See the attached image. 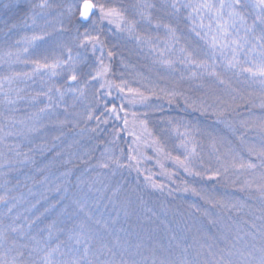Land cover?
<instances>
[{
  "label": "trees",
  "instance_id": "trees-1",
  "mask_svg": "<svg viewBox=\"0 0 264 264\" xmlns=\"http://www.w3.org/2000/svg\"><path fill=\"white\" fill-rule=\"evenodd\" d=\"M31 2H38V0H31ZM120 2L128 7L129 15H131L130 5L135 3V0H120ZM151 2L156 3L158 9L161 8L160 0H151ZM9 3H15V0H0V5ZM50 3L52 8L47 10L44 16L37 18L36 26L21 25L11 31L6 26V22L9 24L17 22L21 14L8 12L0 6V85H2L0 86V129H3L0 131V165H2L0 166V196L7 197V204L0 203V225L15 222L17 225H23L29 236L34 235L38 240H42L47 237V225L55 222L56 227L63 230L57 233L59 239L67 241L70 231L77 224L84 222L93 230L97 241L113 248L116 253L115 259L134 260L137 264H153L154 260L157 264L159 260L173 261L172 264H178L182 259H187L194 264H204L205 260L210 259L207 256L208 245L201 248L199 239V232L204 231L209 239L214 240L213 243L216 246L214 249L225 245L227 252L229 248H232L233 243L237 248H243L245 243H252V235L246 236L245 233L256 232V229L252 228L253 223L258 226L264 223V219H261L264 217V202L260 200L255 186L251 190L241 191L240 183L245 178L258 180L259 174L264 171L259 167L260 159L248 152L249 146L259 149L264 145V134L257 129H249L244 134L242 143L237 138L240 133H233L227 122L238 126L241 120L258 122L264 118V109L259 107L264 100L263 86L244 81L246 78L242 76L245 74L236 77L229 73L220 61L217 62V70L223 73L230 87L221 85L214 78L207 76L203 80L189 79L187 78L189 68L180 63L176 64V71L172 74H167L164 70L156 72L152 63L148 64L145 57L139 55L132 39L126 41L124 34L117 33L113 27L104 25L105 36L102 38L107 39L109 46L115 45L113 50L116 52L110 61L111 79L117 82L121 79L126 80L131 87L142 90L144 85L155 88L157 92L160 88L175 89L183 93V96L176 97L171 104L163 98V94H160V99L153 97L149 104L156 110L152 111L140 104L128 105L116 89L111 90V99V96L106 95L102 90L97 100L92 94L95 88L99 87L96 84L89 88L85 97L78 98L68 94L59 107H53L41 113L39 109L48 104L47 98L39 96L33 101L32 97L46 91L49 85L46 83L45 88L40 91L35 84L36 81L31 80L34 77L45 78L46 76L34 75L32 78H27L28 81L17 77L9 83L6 78L14 77L16 73L31 72L32 65L23 62L24 67L21 71L14 67L15 62L8 53L16 52L20 44L17 41L21 42L23 37L31 36L34 32L38 33L43 20L49 16L54 17L57 9L65 10L67 5L74 3V0H50ZM186 14V11H182V15ZM154 15L163 17L165 21L172 19L175 23L174 18L164 15L163 9L154 12ZM28 24L31 25V20ZM68 27L71 28V35H74L75 28L71 25ZM179 27L181 43L187 44L190 49L195 48L200 59H207L206 53L210 55L211 49L189 30L187 22L181 20ZM143 30L152 33L153 29L144 28ZM157 34L165 36L163 29H160ZM52 51L50 58L56 56L53 53L58 52L55 45ZM175 52L177 51L168 55ZM157 55L152 59L153 62L157 59ZM179 55L174 57L177 58ZM4 58L8 59L7 62H4ZM24 58L25 60L36 58L34 50L30 48ZM181 75L185 79H180ZM60 77L62 82L59 79L56 81L60 82L56 83L57 85L64 83L63 76ZM201 84L204 86L202 87ZM146 94L149 93L146 92ZM184 97L189 98V102L195 101L197 104L203 102L206 105H214L219 98L238 107H235V111L230 110L222 120H217L211 112L202 114L189 108ZM232 97L236 98L235 101ZM9 100L13 103H9ZM53 100H56L55 95ZM121 103H125L129 111L137 113L148 111L147 119L150 129L164 142L166 150L173 156L179 155L182 158L186 153L179 147L181 137L173 131V125H169L167 121L171 119L188 125L191 129L188 139L192 141L189 147L195 146L197 154L199 153L198 165H192L194 171L204 172L205 169L219 167L217 155H221L222 160L226 159L222 156L224 147L218 145L219 152H214L211 148L207 135L209 132L223 138L225 143L233 149L234 154L258 167L253 174L247 172L241 174L235 186L223 179L209 180L207 175L203 178L190 176L171 160H162L165 170L173 174L169 179L161 175V168L156 163L155 154L151 149H144L145 154L153 158L141 163L140 174L135 170L124 168L116 170L113 175L111 170L97 168L95 165L101 158L104 148L112 147L107 142L112 139L113 130L122 129L123 121L109 117L108 124H100L97 131L92 132L90 130L97 127V121L95 119L86 121V113L91 109L95 115H100L105 112V108L113 104L119 106ZM53 118H56V121L67 119L69 123L61 127L55 122L50 128V124L46 122L51 119L53 123ZM37 120L43 122V125H35ZM32 129H39V131ZM179 131L184 132V127H180ZM54 136H60V139L53 140ZM131 142L132 137L121 131L117 149L123 148L126 155ZM17 152L27 153L31 159L21 163L24 157L17 156ZM117 155H119L118 150ZM124 162L127 163L126 160ZM149 174L152 181L164 185L163 191L149 186L145 180V176ZM229 177L235 179L232 170L229 172ZM185 183L216 199L242 202L246 204V207L237 211L213 206L190 191H178L177 189L183 187ZM117 186L120 187V191L113 196V190ZM57 188L60 191H57ZM170 191L171 195H169ZM75 201L84 205L83 212L78 210ZM192 205L195 207H191ZM9 207H12L11 212L8 211ZM197 208L200 211H197ZM205 211L208 213L207 216L204 215ZM85 213H90L92 220H88ZM36 217L40 219L31 229H28L29 221ZM97 219L108 222V231L95 224ZM113 219H116L115 224L112 223ZM210 219L216 222L210 223ZM12 235L16 236V234ZM237 235L242 238L239 242L236 239ZM116 237L120 238L119 245L115 244ZM56 242V239L51 241L52 244ZM21 243H29L30 247L32 244L27 237L21 240ZM68 243L71 245L70 241ZM255 243L259 246L258 235ZM8 246L0 247V254L4 253ZM97 248L99 243L94 244L93 250ZM185 248H187L186 253L183 251ZM64 250L68 251L67 248ZM198 252L200 255H197ZM14 254L13 252L8 255L11 257ZM99 258L101 260L109 258L106 250L105 255Z\"/></svg>",
  "mask_w": 264,
  "mask_h": 264
},
{
  "label": "snow or ice",
  "instance_id": "snow-or-ice-1",
  "mask_svg": "<svg viewBox=\"0 0 264 264\" xmlns=\"http://www.w3.org/2000/svg\"><path fill=\"white\" fill-rule=\"evenodd\" d=\"M0 6L8 12L21 14L17 22H11L10 24L6 22L9 31L21 25L23 27L36 26L37 18L44 16L47 10L52 8L50 0H38V2L15 0V3ZM130 7L131 15H129L128 7H125L120 0H74V3L67 5L65 11L61 12L60 15H66L68 24L75 28V34L71 35V28L65 27L63 20L60 21V28L55 29V31H59L62 34H70L65 40L56 43L55 47L60 50L59 54L50 58L46 54V50L41 51L39 49L37 42H42L46 37L51 36L47 27L41 26L38 33L34 32L31 36L22 38L27 45L22 51L28 53L31 48L34 50L36 57L23 61L32 65L31 72L16 73L14 77L6 79L10 83L12 79L21 76L32 78L34 75H46L51 81L55 77L63 76V84L52 83L46 91L37 93L35 97H32L33 101L39 96L47 98L48 104L44 108L39 109L41 113L53 107H59L64 97L68 94L78 98L85 97L89 88L94 87L96 84L99 87L95 88L92 94L97 100L102 90H104L106 95L111 96V90L116 89L122 94L123 100L128 105L135 106L140 104L152 111L156 110L149 104L153 97L160 99V94H163V98H166L168 103L171 104L176 97L183 96V93L177 92L175 89L160 88L159 92H157L155 88H149L144 85L142 90L141 88L131 87L126 80L121 79L117 82L111 79L112 66L110 61L116 55V52L113 50L115 45L109 46L107 39L102 38L105 36L104 24L107 23L114 26L115 32L135 40L137 45H147L150 51L158 52L159 57L162 58L158 62L172 71H176V63L189 68V76L187 77L189 79L203 80L207 76L214 78L221 85L230 87L223 73L217 70L218 65L215 58L217 52H219L220 56L224 57L223 63L226 71L236 70L237 74L246 73L253 78L259 77L261 85L264 86V0H163L160 9L151 0H135V3L130 5ZM161 9H163L165 16L174 18L175 23L172 19L165 21L163 17L154 15V12ZM182 11H186L187 14L182 15ZM29 20H31V25L28 24ZM181 20L187 22L189 30L211 49L208 59H200L195 48L190 49L187 44L181 43L182 36L180 35L179 27ZM142 25H147L148 28L155 30L157 33L160 29L164 30L163 49H160L154 42V40L160 39L159 36L154 38L148 35L146 31L142 33ZM17 43H20V41H17ZM174 51H178L180 54L176 59L163 58L166 52L172 53ZM225 51H230L231 55L225 56ZM241 54H243V59H241ZM8 55L11 56L13 54L9 52ZM206 55L208 54L206 53ZM245 65L248 66L245 67ZM180 79H185V77L181 75ZM201 86L203 87L204 85L201 84ZM146 92L149 94H146ZM54 95L56 97L55 101L53 100ZM235 99V97H232L233 101ZM184 100L189 108L202 114L211 112V115L215 116L217 120H222L230 110L235 111V107H238V105L234 106L219 98H217V102L214 105H206L203 102L197 104L195 101L189 102L187 97H184ZM9 103H13V101L9 100ZM259 107L264 109V100H262ZM121 113H123V116H121ZM109 117L122 120L123 127L122 129L113 130L112 139L107 142L112 147L106 146L104 148L101 158L97 161L95 167L111 170L113 175H115L116 170L124 168L135 170L140 174L141 163L153 158L147 156L144 149H151L154 152L156 163L161 168V175H165L169 179H171L173 174L165 170L162 160H171L190 176L203 178L207 175L209 180L223 179L233 186L240 180L241 174L245 172L253 174L258 167L256 164L246 162L234 154L233 149L225 143L223 138L216 137L209 132L207 135L210 139L211 148L214 152H219L218 145L224 147L222 156L226 159L222 160L221 155H217L216 159L220 162L219 167L215 169L208 168L204 172L194 171L192 157H195L197 152L195 146L189 147L192 141L188 139L191 133L188 125L179 121L174 122L171 119L167 121L169 125H173V131L181 137L179 147L183 148L186 153L181 158L179 155L173 156L168 152L164 142L154 135L149 127L148 111L137 113L129 111L125 107V103H121L119 106L113 104L111 107L105 108V112L100 115H95L89 109L85 119L86 121L93 119L97 121V127L90 130L96 132L100 124L109 123ZM56 123L62 127L68 124L69 121L67 119L58 120ZM227 124L233 133H240L237 138L242 143L244 142V134L249 129H257L261 134H264V118H261L258 122L241 120L238 126L231 122H227ZM180 127H184L185 131L180 132ZM32 130L39 131V129ZM0 131H3V129H0ZM121 131L132 137V142L128 146L126 155L123 148L117 149ZM59 139L60 136L53 137V140ZM117 150L119 155H117ZM248 152L260 159L259 167L264 169V145L259 149L255 146H249ZM16 154L24 157L21 163L31 159L27 153L17 152ZM85 155H88V153H85ZM125 160L127 163L124 162ZM40 170L42 171V169ZM230 170L233 171L235 179L229 177ZM145 171L149 170L145 169ZM65 175H68V173H65ZM145 180L153 189L163 191L164 185L152 181L151 174L145 176ZM254 186L260 200L264 202V171L259 174L258 180L245 178L240 183V190H251ZM56 190L60 191L59 188ZM177 190L190 191L206 203L229 210L241 211L246 207V204L242 202H227L216 199L198 191L194 187L188 186L186 183ZM119 191L120 187L117 186L113 190L112 195L116 196ZM171 194L170 191L169 195ZM0 203L7 204V197L0 196ZM75 203L78 206V210L83 212L84 205L79 201H75ZM191 207H195V205ZM8 211L11 212L12 207H9ZM197 211L200 210L197 208ZM125 214H127V211H125ZM204 215L207 216L208 213L205 211ZM85 216L88 220H92L90 213H85ZM39 219L40 217H36L29 221L27 228L31 229ZM261 219H264V217ZM215 222V220L210 219V223ZM112 223L115 224L116 219H113ZM95 224L100 225L105 231L109 229L108 222H102L97 219ZM252 228L256 229V232L245 233V235H252L253 242L245 243L243 248H237L236 244L233 243L232 248L228 249L227 252L224 249L213 251L212 246L208 245L207 256L210 259L205 260L204 264H264V223L259 226L253 223ZM62 231L53 222L47 225V237L38 240L34 235L29 236L25 232L23 225H17L15 222L8 225H0V247L9 245L6 251L0 254V264H137L134 260L115 259L116 253L113 248L106 243L97 241L93 230L84 222L77 224L70 231L67 241L60 240L58 237L57 233ZM12 234H16V236ZM257 235L259 236V246L255 243ZM25 237L32 242L31 247L29 243H21V240ZM53 239L57 241L55 244L51 243ZM236 239L239 242L242 238L237 235ZM69 241L71 245L68 243ZM97 243H99V248L94 251V244ZM119 243L120 238L116 237L115 244L119 245ZM203 247L202 245L201 248ZM65 248L68 249L67 252L64 250ZM105 250L109 258L101 260L99 256L105 255ZM183 251L186 253L187 248L183 249ZM13 252L15 254L9 257L8 254ZM69 253L72 254L69 255ZM197 255H200V253L198 252ZM153 264H157V261L154 260ZM158 264H172V262L159 260ZM178 264H194V262L182 259Z\"/></svg>",
  "mask_w": 264,
  "mask_h": 264
},
{
  "label": "rangeland",
  "instance_id": "rangeland-1",
  "mask_svg": "<svg viewBox=\"0 0 264 264\" xmlns=\"http://www.w3.org/2000/svg\"><path fill=\"white\" fill-rule=\"evenodd\" d=\"M160 3H163V1L162 0H160ZM66 7V6H65ZM66 9V8H65ZM58 11H57V13H55V16L54 17H52V16H49L46 20H43L44 22H41L40 24L42 25V26H46L47 27V30L51 33V36H49V37H46L45 38V40L44 41H42V42H37V44H38V47H39V49L41 50V51H45L46 50V54L47 55H49V57L51 56L50 54H51V52H53L52 51V49H53V45H56V43L57 42H59V41H62V40H65L66 38H68L69 37V33H60L59 31V34H58V32L57 33H55V28H57V29H59L60 28V21L61 20H63L64 21V24H65V27H68L69 25L66 23L67 22V17H66V15L65 16H61L60 15V13L61 12H64L65 10H62V9H57ZM46 21H47V24H46ZM249 22H251V20H249ZM104 25H107L109 28H112L113 27V29H114V26H112V25H108L107 23H105ZM52 27V28H51ZM69 28V27H68ZM141 28H145V29H147L148 28V26L147 25H142L141 26ZM141 30L143 33L145 32L144 30ZM153 31H154V34H153ZM58 34V35H57ZM147 34H152L151 36H153L154 38L156 37V36H159V40H154V42L158 45V47L160 48V49H163L164 48V44H163V39H164V37L165 36H160V35H158L157 34V32L155 31V30H152V33H148L147 32ZM123 37H125V40L126 41H128V40H130L129 38H127V36L126 35H124ZM132 41L135 43V45H134V47H135V49H138V52H139V55L141 54L142 55V57H145V59L147 60V62H148V64H149V62L150 63H152V67H155L156 68V72H162V70H164L167 74H172L174 71H172L171 69H169L168 67H166V66H164V65H162L161 63H159L158 61H159V59H162L161 57H159V54H158V52H153V51H150L149 50V47L147 46V45H137V43H136V41L135 40H133L132 39ZM25 46H27L26 45V43H25V41L23 40V41H21L20 42V44H19V47H18V50H16V52L15 51H12L11 53L13 54V55H11L12 56V58H13V60H14V62H15V68H18V69H20L21 70V68H23L24 67V65H23V61L25 60V56L27 55V53H24L23 51H22V49L25 47ZM56 50H58V52L57 53H53V55H58L59 54V52H60V50L58 49V48H56ZM158 54V55H157ZM177 54H179V52L177 51V52H175V53H173V54H170V55H168V53H165V57H163V58H172V59H176V57H174L175 55L177 56ZM155 55H157V59H155L154 60V62H153V58L155 57ZM231 55V53H230V51H225V56H230ZM11 56H10V58H11ZM209 56L210 55H207V59L209 58ZM242 54H241V59H243L242 58ZM17 57H19V59H17ZM9 58V59H10ZM216 64L218 65V63L217 62H221L222 64H224L223 62H224V57H222V56H220V54H219V52H217V54H216ZM7 58H4V62H7ZM209 62H211V60H209ZM177 64V63H176ZM175 64V68L177 67V65ZM248 65H245V67H247ZM21 71H23V70H21ZM229 73H232V74H234L236 77H240L241 76V74H237V72H236V70H227ZM46 76V75H45ZM242 77H244V78H246V79H244V81H246V82H250V83H253L254 82V84L256 83V84H258L259 86H262L261 85V83H260V78L259 77H256V78H253V77H250L248 74H246L245 73V75L244 76H242ZM59 79H61V77L60 76H58V77H55V78H53V80H49L48 79V77L46 76L45 78H42V77H40V78H38V77H34L31 81L33 82V80L34 81H36L35 82V84L39 87V89H40V91L41 90H43L44 88H45V84L46 83H48V85L50 86L52 83H60V82H62V79H61V81L60 82H56V81H58ZM235 80H237V78H234ZM256 79V80H255ZM21 80H23V81H28L27 80V78H24V77H22L21 76ZM97 86H98V84H97ZM263 89H264V86H263ZM264 91V90H263ZM260 92H262V91H260ZM112 98V96L110 97V99ZM54 119V121H53V123H51V119L48 121V122H46V123H48V124H50L49 125V127L51 128L53 125H54V123L56 122V118H53ZM29 122L31 123V124H33L34 125V123L31 121V120H29ZM35 125H37V126H41V125H43V122H40V121H36L35 122ZM23 128H25L23 125H21ZM30 127H32V125L30 126ZM29 128V127H28ZM198 156H199V153L195 156V157H192V165H198V162H197V160H198ZM183 158V157H182ZM199 239H200V242H201V244L204 246V245H212V247H213V251H218L219 249H226V246L224 245V246H221V247H218L217 249H214V247L216 248V246H215V243H213V239H209L208 238V236H207V234H206V232L204 231V232H199ZM230 249V248H229ZM225 252H226V250H225ZM235 258V257H234ZM168 259L170 260V258L168 257ZM171 262H173V261H171Z\"/></svg>",
  "mask_w": 264,
  "mask_h": 264
}]
</instances>
